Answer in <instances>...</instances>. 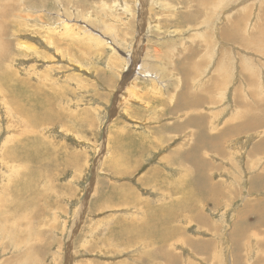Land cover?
<instances>
[{"label": "rangeland", "instance_id": "1", "mask_svg": "<svg viewBox=\"0 0 264 264\" xmlns=\"http://www.w3.org/2000/svg\"><path fill=\"white\" fill-rule=\"evenodd\" d=\"M3 5L0 264H264V0Z\"/></svg>", "mask_w": 264, "mask_h": 264}, {"label": "crops", "instance_id": "2", "mask_svg": "<svg viewBox=\"0 0 264 264\" xmlns=\"http://www.w3.org/2000/svg\"><path fill=\"white\" fill-rule=\"evenodd\" d=\"M240 14L243 15V13H240ZM237 24H238V23H237ZM258 28H259V26H258ZM258 28H257L256 30H252L251 35L259 36V39L261 40L260 45H264V39L262 38V35H259V34L261 33V30L258 29ZM244 29H245V28L241 27V25L238 24V25H236L235 33H233V30H229V31L232 33L231 36H229V37L227 36V37H225V38L222 37V38L225 39L226 41L232 43L233 46H236V43H238V45H240L241 47L243 46V48L245 49L244 46L247 47V45L243 44L242 42H239V41L236 39V36H237L238 32H239V31H244ZM221 32H223L222 29H221ZM263 47H264V46H263ZM262 53L264 54V50H262ZM223 79H224V74L222 73V74H220L216 79H214V80L211 82V84H210L209 86H212V85H213V86H212V91H213V90H217V89H218V90H219V89H222V85H221V83H222ZM216 92H217V91H215V92L213 93V96H212L214 100H216V96H217V95H214ZM238 95H239V93H238ZM212 97L210 96V92H207L203 99H199V100L196 102V106H199V104H200V105H203V104L208 103V102H213V101H212V100H213ZM198 103H199V104H198ZM200 120H202V122H201ZM200 120H199V119H196L195 122H196L197 124H199L200 126H203L204 121H203V119H200ZM236 126H239V123L236 124ZM192 169H193V168H192ZM193 170H194V169H193ZM195 172H196V169H195ZM197 172H198V170H197ZM203 180H204V179H202V182H203ZM255 182H256V180H255ZM256 183H259V182H256ZM201 187H203V186H201ZM203 188H204V187H203ZM258 208H261V209H259V212H260V213H258L259 218H262L261 220H263V219H264V216H263L264 206H260V207H258ZM243 216L246 217V214H244ZM199 245H201V244H199ZM201 246H202V245H201Z\"/></svg>", "mask_w": 264, "mask_h": 264}, {"label": "bare ground", "instance_id": "3", "mask_svg": "<svg viewBox=\"0 0 264 264\" xmlns=\"http://www.w3.org/2000/svg\"><path fill=\"white\" fill-rule=\"evenodd\" d=\"M206 4V3H205ZM204 4V5H205ZM3 7L4 8H2V9H0V16H4V17H6V15H8V13L10 12V10H11V8H8L7 6H4L3 5ZM3 9H7V10H3ZM4 17H2V18H4ZM0 27L2 28V30H4V28L6 27V23L2 20V19H0ZM251 31V30H250ZM227 35H228V37L229 36H231V32L227 29V30H225L224 31ZM261 32H262V30H261ZM251 33L252 32H250V35H251ZM246 37H248V36H245V35H243V31H239L238 32V34H237V36H236V39L239 41V42H242V43H246L247 42V40L245 39ZM262 38L264 39V34L262 35ZM0 49H1V51H3L4 50V48H3V46H1L0 45ZM244 66V65H243ZM246 67V66H245ZM245 67H244V69H245ZM259 72V71H258ZM261 72V71H260ZM244 80L243 81H245V82H247V85H250V90L251 91H253L252 92V96H253V98L254 99H259L260 97H261V93H255V88L253 89L252 87H255V86H257V83H258V79H259V77H256V73H253V72H249V71H247L246 69L244 70ZM261 75V74H260ZM259 75V76H260ZM242 77H243V75H242ZM245 85V84H244ZM263 88H264V84H263ZM247 89V88H246ZM260 92V91H259ZM122 99V98H121ZM182 106V104L181 105H178V106H176L175 107V109H179L180 107ZM19 256H21V255H19ZM7 263V262H6ZM8 264V263H7Z\"/></svg>", "mask_w": 264, "mask_h": 264}]
</instances>
